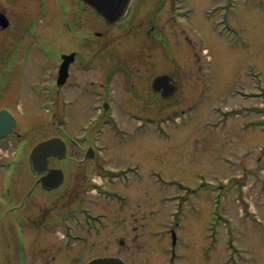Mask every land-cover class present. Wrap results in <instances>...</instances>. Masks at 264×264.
<instances>
[{
    "label": "rangeland",
    "instance_id": "374dc122",
    "mask_svg": "<svg viewBox=\"0 0 264 264\" xmlns=\"http://www.w3.org/2000/svg\"><path fill=\"white\" fill-rule=\"evenodd\" d=\"M146 2L148 6L141 11L140 5L133 7L129 25L122 22L107 28L97 19L90 21L93 32L104 34L97 45L88 48L94 54L82 58L94 68L90 73L76 68L69 83L59 87L61 60L44 57L41 48L33 45L37 38L31 32L21 40L25 25L14 24V14L21 12L24 20L36 13V0H0V13L10 22L0 27L2 83L9 68L20 62L8 78L0 106H13L30 139L28 149L59 135L58 123L64 118L67 129L80 133L89 125L88 117L99 111L92 110L93 88L77 89L75 82H104L114 66L122 69L124 65L125 71L118 69L120 73L112 75L110 84L117 107L113 114L122 118L123 133L108 142L106 153L113 147V162L120 165L142 161L139 168L145 180L130 182L129 207L120 215L114 212V242H110L114 253H125L119 230L126 219L131 228V263L152 256L157 259L153 264H158L165 256L150 231L178 220L181 253L187 264H264V0H185L191 18L184 20L183 28L176 26L177 31L173 25L177 18L168 5L152 16L156 4ZM218 6L223 8L212 19L219 22L226 16L236 34L213 29L204 10ZM54 7L49 16H42L40 27L34 23L44 33L45 48L53 52L68 46V37L60 32V9ZM151 19L157 28L151 35L158 34L178 62H170L157 41L154 47L147 46L153 52L148 55L151 67L146 71L139 62L142 42L150 38ZM183 31L189 33L187 41ZM26 43L28 54L20 53L14 60V48ZM206 47L210 58L202 54ZM179 66L185 71L183 80ZM174 68H178L181 90V100L175 105L151 89L154 76ZM131 113L144 118L141 122L130 119ZM178 114L182 120L176 122ZM149 117L156 123L149 125ZM1 254L9 258L1 264H14L9 244L3 245Z\"/></svg>",
    "mask_w": 264,
    "mask_h": 264
},
{
    "label": "flooded vegetation",
    "instance_id": "af4514ba",
    "mask_svg": "<svg viewBox=\"0 0 264 264\" xmlns=\"http://www.w3.org/2000/svg\"><path fill=\"white\" fill-rule=\"evenodd\" d=\"M146 1L136 3L134 8L138 5L140 10L146 8ZM52 6H55V10L60 9V32H65L68 37V46L58 50L60 57L68 60L62 74L67 73L63 84L67 85L76 68L83 73H90L94 68L87 65L82 58L94 52L88 48L97 45L98 38L104 34L93 32L90 21L97 19L107 28L113 25L106 23L83 0H36V13L33 12L30 18L24 20L19 15L21 12L14 14V24L27 25L35 20V15L41 13L49 16ZM22 17L26 15L23 14ZM156 29L153 22L147 32L150 38L142 42L144 49L140 52L139 64L146 71L151 67L148 55L153 52L147 46L154 47L157 41L161 43L158 34L151 35ZM123 66L122 69L114 66V71L107 72L104 82L88 80L86 84L81 85L79 81L75 82L77 89L93 88L92 98L102 102L101 114L92 118L93 129L85 128L82 136L69 133L71 141L61 134L54 136L62 139L66 154L63 158L51 157L48 164H38L46 167L45 170H39L38 165L31 159L34 147L41 141L28 149L30 139L22 130L23 127L18 129L17 125L14 128L13 123L10 130L0 136V264L9 259L5 260L1 254L5 244H9L14 250V264H88L94 260L112 259L116 256L121 258L124 264H132L129 258V221L123 220L120 232L118 231L121 234L119 243L125 253H114L113 247L110 246V242H114V212L120 215L129 207L128 174L137 168L128 161L123 165L118 161L113 162V147L110 153H106L110 150L108 142L116 139V134L123 133L120 128L123 124L120 115L108 114V110L113 107L116 108L115 112L117 111L110 85L111 78L112 75L120 73V69L124 72ZM170 73L175 74L173 71ZM87 93L89 94V90ZM1 109L3 108L0 107ZM11 110L14 116V109ZM109 124L111 128L107 129ZM0 126L6 128L8 124L0 121ZM138 163L140 166L142 161ZM54 170H59V173H53ZM58 175H61V178ZM103 205H111V208H105ZM172 232L173 229H166L153 233L160 252L165 256L164 260L159 258L158 264H187V258H178L175 250L165 245L169 240V233L172 235ZM4 234L7 241L5 243ZM156 260L148 256L142 258L139 264H153Z\"/></svg>",
    "mask_w": 264,
    "mask_h": 264
},
{
    "label": "water",
    "instance_id": "95a60500",
    "mask_svg": "<svg viewBox=\"0 0 264 264\" xmlns=\"http://www.w3.org/2000/svg\"><path fill=\"white\" fill-rule=\"evenodd\" d=\"M130 0H125V4H127ZM88 2L91 3L103 16L107 18L109 21H114L118 17L113 16L110 14L111 9L120 5L121 1L120 0H88ZM124 7V5H122ZM0 23H6L4 21V18H2V15L0 16ZM162 78L158 79L157 82H160ZM160 84L156 85L159 86ZM57 139H51L45 142L40 143L39 145L36 146L34 149L32 157H43L44 155H51L52 152H55V149H58V147H54L57 145L56 142ZM54 147V149H53ZM112 261V260H109ZM117 261V260H115ZM90 264H96V262L90 263ZM116 264V263H115Z\"/></svg>",
    "mask_w": 264,
    "mask_h": 264
}]
</instances>
